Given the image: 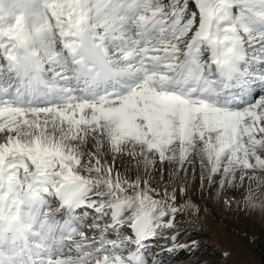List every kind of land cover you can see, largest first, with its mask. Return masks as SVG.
Here are the masks:
<instances>
[{
  "label": "snow or ice",
  "instance_id": "obj_1",
  "mask_svg": "<svg viewBox=\"0 0 264 264\" xmlns=\"http://www.w3.org/2000/svg\"><path fill=\"white\" fill-rule=\"evenodd\" d=\"M124 155L264 175V0H0V264H159Z\"/></svg>",
  "mask_w": 264,
  "mask_h": 264
},
{
  "label": "rangeland",
  "instance_id": "obj_2",
  "mask_svg": "<svg viewBox=\"0 0 264 264\" xmlns=\"http://www.w3.org/2000/svg\"><path fill=\"white\" fill-rule=\"evenodd\" d=\"M88 151L94 152L95 145ZM102 162L112 164V155L106 154ZM113 171L122 178L143 177L161 193L165 188L176 191L175 227L149 242L150 260L155 256L159 264H262L264 175L259 171L243 181L237 173L223 188L219 175L210 182L199 157L189 158L182 171L174 162L158 161L145 171L142 159L124 155L116 159Z\"/></svg>",
  "mask_w": 264,
  "mask_h": 264
},
{
  "label": "trees",
  "instance_id": "obj_3",
  "mask_svg": "<svg viewBox=\"0 0 264 264\" xmlns=\"http://www.w3.org/2000/svg\"><path fill=\"white\" fill-rule=\"evenodd\" d=\"M262 264H264V255L262 256Z\"/></svg>",
  "mask_w": 264,
  "mask_h": 264
}]
</instances>
